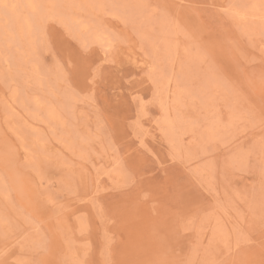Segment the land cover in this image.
Returning <instances> with one entry per match:
<instances>
[{"label": "rangeland", "instance_id": "obj_1", "mask_svg": "<svg viewBox=\"0 0 264 264\" xmlns=\"http://www.w3.org/2000/svg\"><path fill=\"white\" fill-rule=\"evenodd\" d=\"M0 264H264V0H0Z\"/></svg>", "mask_w": 264, "mask_h": 264}, {"label": "bare ground", "instance_id": "obj_2", "mask_svg": "<svg viewBox=\"0 0 264 264\" xmlns=\"http://www.w3.org/2000/svg\"><path fill=\"white\" fill-rule=\"evenodd\" d=\"M4 102H5V101H4ZM71 148H72V147H71ZM258 152H259V151H258ZM243 157H244V156H243ZM218 230H219V229H218ZM220 232H221V231H220ZM223 232H224V231H223ZM223 232H222V233H223ZM227 232H228V231H227ZM218 233H219V232H218ZM219 234H220V233H219ZM221 238H222V236H221Z\"/></svg>", "mask_w": 264, "mask_h": 264}]
</instances>
